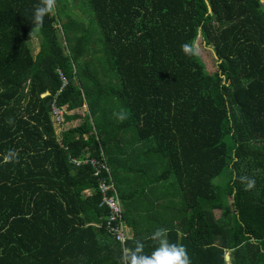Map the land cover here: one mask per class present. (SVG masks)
I'll list each match as a JSON object with an SVG mask.
<instances>
[{
  "label": "trees",
  "instance_id": "1",
  "mask_svg": "<svg viewBox=\"0 0 264 264\" xmlns=\"http://www.w3.org/2000/svg\"><path fill=\"white\" fill-rule=\"evenodd\" d=\"M261 1L57 0L34 32L39 0H0V264H119L101 180L113 185L107 195L116 192L124 219L138 193L181 217L166 227L168 239L192 264H226L225 252L228 264H264ZM76 3L96 31L69 13ZM196 36L211 48L210 71L181 49ZM83 104V115L64 113L82 121L58 138L52 106ZM8 149L18 163L2 162ZM85 159L108 172L93 176L89 163L75 162ZM245 176L255 180L250 190ZM131 179L136 194L126 200ZM133 237L146 253L155 246Z\"/></svg>",
  "mask_w": 264,
  "mask_h": 264
},
{
  "label": "clouds",
  "instance_id": "2",
  "mask_svg": "<svg viewBox=\"0 0 264 264\" xmlns=\"http://www.w3.org/2000/svg\"><path fill=\"white\" fill-rule=\"evenodd\" d=\"M57 0H39L34 7L32 18L33 31L39 32L44 24L46 16L55 12ZM185 55L192 54V48L189 44L181 45ZM118 119L123 121L127 119L126 113L118 114ZM7 123L14 124V119L9 118ZM19 152L16 149H8L3 155L4 164L18 163ZM242 183L246 184L245 190H250L255 186V180L249 177H240ZM125 220V219H124ZM167 228H157L149 237L154 242L150 253L145 252V244L141 240L135 239L129 235L121 240V255L119 264H192L191 257L183 244L170 242L168 239ZM133 241V246H129L128 240Z\"/></svg>",
  "mask_w": 264,
  "mask_h": 264
},
{
  "label": "crops",
  "instance_id": "3",
  "mask_svg": "<svg viewBox=\"0 0 264 264\" xmlns=\"http://www.w3.org/2000/svg\"><path fill=\"white\" fill-rule=\"evenodd\" d=\"M135 184L136 181H133V179H131V181L125 186L127 190L126 192H123V194L126 196V200L131 199V197H133L136 194ZM144 193H146L147 195L151 194L148 191L147 187L144 189ZM157 204L158 203L153 202V200H149L148 196L146 195L144 196L141 193H138L137 197L133 199L132 202L128 205L129 207L125 209V212L127 213V216L125 218V225L129 235L134 236V234H136L137 237H143L144 239L145 237H150V235L157 228H166L168 225H171L173 227L175 226V224L178 221V218L181 217H178L177 215L173 214V211L169 213L166 211L167 209H171V208H166L165 205L158 206ZM176 209L177 206L173 208L175 213H176ZM123 212H124V205H123ZM130 216L132 217V219L128 223V217ZM115 240L117 239L115 238ZM225 254H227L228 256V252H225Z\"/></svg>",
  "mask_w": 264,
  "mask_h": 264
},
{
  "label": "rangeland",
  "instance_id": "4",
  "mask_svg": "<svg viewBox=\"0 0 264 264\" xmlns=\"http://www.w3.org/2000/svg\"><path fill=\"white\" fill-rule=\"evenodd\" d=\"M263 4H264V0H262ZM69 13H71V15L73 16V18L75 20H79L82 24L83 27H89L92 28V30L96 31L95 27V22L90 21V15L88 14L86 8L76 4H69L68 7ZM56 27L59 29V34H60V38L63 41L62 38V34H61V29L59 26V23H56ZM92 34L96 35V32L92 31ZM97 36V35H96ZM63 44H65V41H63ZM95 45V44H94ZM29 47L31 50V53L33 56H35L38 52V50H40V46H38V39L37 37H35L34 35L32 36V38L29 41ZM93 48H98L97 45L92 46ZM100 48V45H99ZM192 49L195 52V54L197 55V57H199V59L202 61L204 68L206 71H210L214 68V61L212 60V53H211V48L209 45L203 44V42L200 40V38L198 36H196V38L193 41V45H192ZM87 111V106L86 104H83V106L73 109V110H67L65 109V114H73V113H77L79 115H83L85 112ZM51 119H52V123H53V127L55 130L56 135L58 136V138L60 137V132L68 127H72L75 126L77 124H79L82 119L81 118H76L70 121H65V120H60V116H57L55 114H53L51 112ZM220 177V174L218 176H216L215 178H213V182L216 183V179H218ZM85 194H90L89 191L85 192ZM225 202V201H223ZM228 205V202L222 204V210L226 211L229 210L228 207L226 205ZM219 214H221V211L218 210ZM231 218H233V214H230ZM113 237L114 235L111 234ZM228 261V260H227ZM226 261V264H228Z\"/></svg>",
  "mask_w": 264,
  "mask_h": 264
},
{
  "label": "built area",
  "instance_id": "5",
  "mask_svg": "<svg viewBox=\"0 0 264 264\" xmlns=\"http://www.w3.org/2000/svg\"><path fill=\"white\" fill-rule=\"evenodd\" d=\"M59 75L62 77L63 81L66 82V78L59 72ZM47 93L43 94L46 95ZM64 109V108H63ZM61 108L52 106V113L60 116V120H64V112ZM77 165L89 163L94 169L93 176L99 177L101 170L108 172V167L102 163L98 162L96 159H85L75 161ZM111 180V179H110ZM111 183V182H110ZM110 183H105L103 180L99 183V189L101 191V202L100 206H105L109 209L107 216L104 217L105 226L110 234H113L114 237L121 242V240L129 236L128 231L126 230L125 220L123 217V205L118 198V195L113 190V194L107 195V192L113 189V185Z\"/></svg>",
  "mask_w": 264,
  "mask_h": 264
},
{
  "label": "water",
  "instance_id": "6",
  "mask_svg": "<svg viewBox=\"0 0 264 264\" xmlns=\"http://www.w3.org/2000/svg\"><path fill=\"white\" fill-rule=\"evenodd\" d=\"M261 2H263V1H261ZM223 260H224V261H227V260H228V256H227V254H225V255L223 256Z\"/></svg>",
  "mask_w": 264,
  "mask_h": 264
}]
</instances>
